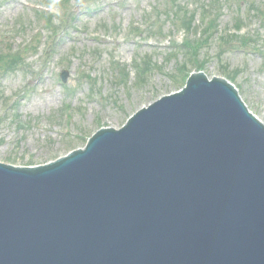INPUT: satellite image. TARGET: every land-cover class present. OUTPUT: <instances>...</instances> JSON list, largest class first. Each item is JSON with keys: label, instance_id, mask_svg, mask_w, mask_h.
Returning <instances> with one entry per match:
<instances>
[{"label": "water", "instance_id": "95a60500", "mask_svg": "<svg viewBox=\"0 0 264 264\" xmlns=\"http://www.w3.org/2000/svg\"><path fill=\"white\" fill-rule=\"evenodd\" d=\"M69 153L0 163V264H264V124L226 80Z\"/></svg>", "mask_w": 264, "mask_h": 264}, {"label": "rangeland", "instance_id": "374dc122", "mask_svg": "<svg viewBox=\"0 0 264 264\" xmlns=\"http://www.w3.org/2000/svg\"><path fill=\"white\" fill-rule=\"evenodd\" d=\"M44 2L0 0V162L43 165L82 148L98 129L119 128L180 90L189 71L226 78L264 124V0H176L178 13L167 0H68L53 10L49 28L32 8ZM213 13L214 32L202 29L198 40L201 17ZM176 17L190 19L189 30L180 32ZM246 20L243 36L228 31ZM19 55L11 70L9 60Z\"/></svg>", "mask_w": 264, "mask_h": 264}, {"label": "trees", "instance_id": "16d2710c", "mask_svg": "<svg viewBox=\"0 0 264 264\" xmlns=\"http://www.w3.org/2000/svg\"><path fill=\"white\" fill-rule=\"evenodd\" d=\"M186 26L187 27H190L189 26V21H187L186 22ZM1 53H3V52H1ZM10 53V52H9ZM12 55H15L14 53H11ZM8 55V54H7ZM17 55H18V53H17ZM20 58H21V56L19 55V56H12V58H11V60H9V68L11 69V67L13 68V69H11V70H14V69H16L17 67H18V65H19V63H20ZM0 60L1 61H3V59H1L0 58ZM24 63V62H23ZM7 66V65H6ZM8 66L6 67V69H8Z\"/></svg>", "mask_w": 264, "mask_h": 264}]
</instances>
